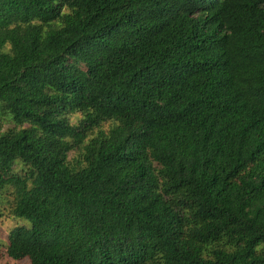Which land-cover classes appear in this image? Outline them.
<instances>
[{
	"label": "trees",
	"instance_id": "trees-1",
	"mask_svg": "<svg viewBox=\"0 0 264 264\" xmlns=\"http://www.w3.org/2000/svg\"><path fill=\"white\" fill-rule=\"evenodd\" d=\"M4 217L17 264H264V0H0Z\"/></svg>",
	"mask_w": 264,
	"mask_h": 264
},
{
	"label": "rangeland",
	"instance_id": "rangeland-1",
	"mask_svg": "<svg viewBox=\"0 0 264 264\" xmlns=\"http://www.w3.org/2000/svg\"><path fill=\"white\" fill-rule=\"evenodd\" d=\"M3 220V222H2ZM0 219V226L9 229L12 226L16 225L15 222H12L9 218L4 217V219ZM0 264H17V262L13 259L5 257L3 259L0 258Z\"/></svg>",
	"mask_w": 264,
	"mask_h": 264
}]
</instances>
